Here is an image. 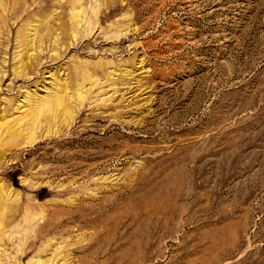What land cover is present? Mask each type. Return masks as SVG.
I'll return each mask as SVG.
<instances>
[{
  "label": "rangeland",
  "instance_id": "rangeland-1",
  "mask_svg": "<svg viewBox=\"0 0 264 264\" xmlns=\"http://www.w3.org/2000/svg\"><path fill=\"white\" fill-rule=\"evenodd\" d=\"M34 261L264 264V0H0V264Z\"/></svg>",
  "mask_w": 264,
  "mask_h": 264
},
{
  "label": "bare ground",
  "instance_id": "bare-ground-1",
  "mask_svg": "<svg viewBox=\"0 0 264 264\" xmlns=\"http://www.w3.org/2000/svg\"><path fill=\"white\" fill-rule=\"evenodd\" d=\"M31 30H33V29H31ZM48 30H50V32L52 34L53 33L52 30H54V26L51 24L50 27H48ZM35 31L37 32V28H35ZM49 34L48 33H46L44 35H40L39 34L40 37H38V38H39V40L42 43H44V42H46L47 37L49 36ZM30 37H31V31L28 30L26 33H24V35L22 36V38H20V40H18V42H19L18 48H20V54H21L20 67L27 66L29 64V59H32V57H33V54H34L33 51L37 50V47L33 48V46H35L34 40L36 38L33 39V38H30ZM56 40L57 39H55V42H56ZM27 67H29V65ZM55 100H56L58 106H60L61 105V102H62V98H61L60 94H57L56 95ZM58 106H57V108H58ZM55 112H57V111H55ZM38 263H39L38 261H34L33 262V264H38Z\"/></svg>",
  "mask_w": 264,
  "mask_h": 264
}]
</instances>
